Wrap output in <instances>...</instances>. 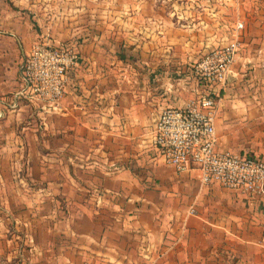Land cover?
<instances>
[{
    "label": "crops",
    "instance_id": "crops-1",
    "mask_svg": "<svg viewBox=\"0 0 264 264\" xmlns=\"http://www.w3.org/2000/svg\"><path fill=\"white\" fill-rule=\"evenodd\" d=\"M82 2L0 0V98L17 87V59L32 41L80 39L57 106L15 100L0 118L3 161L22 163L36 192L61 203L45 215L73 237L44 248L63 264H264V195L205 184L197 167L165 164L152 143L160 109L192 94L187 64L222 42L219 22L236 18L241 43L217 99V142L264 157V0H202L216 16L184 28L149 21L137 0L120 33L79 31L93 22H81Z\"/></svg>",
    "mask_w": 264,
    "mask_h": 264
},
{
    "label": "built area",
    "instance_id": "built-area-1",
    "mask_svg": "<svg viewBox=\"0 0 264 264\" xmlns=\"http://www.w3.org/2000/svg\"><path fill=\"white\" fill-rule=\"evenodd\" d=\"M242 27L243 23L237 22L236 38L204 51L187 64L193 82L192 94L179 105L160 109L152 143L162 161L176 170L197 167L203 183H216L257 197L264 195V157L220 146L215 131L217 96L235 63L241 43L238 30ZM77 55L71 45L33 42L22 58L17 87L10 95L0 98V116L15 100L57 106ZM260 243L264 246V227Z\"/></svg>",
    "mask_w": 264,
    "mask_h": 264
},
{
    "label": "rangeland",
    "instance_id": "rangeland-1",
    "mask_svg": "<svg viewBox=\"0 0 264 264\" xmlns=\"http://www.w3.org/2000/svg\"><path fill=\"white\" fill-rule=\"evenodd\" d=\"M136 1L137 0H81L84 5V7L80 9L81 16L79 18L82 19L81 22H83L84 18H89L90 15H92L93 22L82 23L79 31L85 32L93 28V30L97 29L98 31L106 29L110 32L120 33L122 26H124L120 22V16L136 15L138 11ZM201 1L202 0H145L144 7L139 10L144 17L151 16L148 19L149 21H152V16L154 15V17L159 16L161 19H165V21L173 20L178 27L184 28L183 26H186V24L189 23L188 21L191 19L195 21L197 16L205 15L206 18H208V16L210 17V15L215 14V8L204 9L200 4ZM220 13H226L228 16L232 14L228 11H221ZM214 16H216V14ZM193 21L191 20V22ZM109 22L110 24H108ZM171 24L173 25V23ZM68 26L71 28L77 25L70 24ZM218 26L221 28V30H218V34L213 32L211 35L215 33L219 35L221 32L223 36L221 39L222 42L213 43L211 45H222L230 39L236 38V18L234 19L233 25L232 18H229L226 19L224 25L219 22ZM135 27H137L136 24L134 25V28ZM214 27V25L212 28L207 26V29L210 30ZM146 30L148 31L150 29L146 28ZM183 31L186 33L185 29L182 30V32ZM179 32H181V30H179ZM201 32L202 31L198 30V33ZM191 37H193V40H196L197 33L196 35L192 33ZM72 38H74V36ZM72 38H64V40L54 39L52 41L48 39L40 40L42 42H49L53 45L58 44L60 46H65L68 44L77 49L80 39L78 40V38H76L78 40L76 41ZM35 41L36 40L32 41V43ZM26 53L17 59L19 60V62H17V84L20 77L21 61ZM78 56L79 55H77V60ZM192 62H194V60L190 63ZM220 95L221 93H219L217 98H219ZM8 109L6 107L4 108L3 116L9 113ZM3 116H0V118ZM3 159H7L6 153L3 155L0 154V264H63L58 263L56 258H53L56 254L54 249L52 251L51 249L46 250L43 246L48 240L56 241L61 238L60 230L62 226L59 225L58 232L56 223L54 227L56 217L45 215L47 210L56 206L61 207V203L56 201V199L42 198V195L36 192L34 189L35 184H32L33 182L28 179L26 169L22 163H19L16 168L13 166L10 167L8 162L6 163ZM70 205L69 203V206ZM67 206V204H64L65 208ZM72 238V235L65 233V236L61 239L71 240ZM77 255L76 251L73 252V249L67 246L65 247V256L71 258L72 256L77 257ZM75 260L78 259L75 258ZM64 264L72 263L65 260Z\"/></svg>",
    "mask_w": 264,
    "mask_h": 264
},
{
    "label": "water",
    "instance_id": "water-1",
    "mask_svg": "<svg viewBox=\"0 0 264 264\" xmlns=\"http://www.w3.org/2000/svg\"><path fill=\"white\" fill-rule=\"evenodd\" d=\"M228 77H229V75H228Z\"/></svg>",
    "mask_w": 264,
    "mask_h": 264
},
{
    "label": "trees",
    "instance_id": "trees-1",
    "mask_svg": "<svg viewBox=\"0 0 264 264\" xmlns=\"http://www.w3.org/2000/svg\"><path fill=\"white\" fill-rule=\"evenodd\" d=\"M221 92V91H220Z\"/></svg>",
    "mask_w": 264,
    "mask_h": 264
}]
</instances>
